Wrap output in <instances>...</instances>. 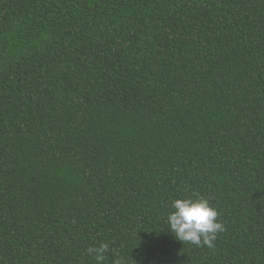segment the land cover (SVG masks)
Masks as SVG:
<instances>
[{"label":"trees","instance_id":"1","mask_svg":"<svg viewBox=\"0 0 264 264\" xmlns=\"http://www.w3.org/2000/svg\"><path fill=\"white\" fill-rule=\"evenodd\" d=\"M200 196L215 248L166 226ZM264 264V0H0V264Z\"/></svg>","mask_w":264,"mask_h":264},{"label":"clouds","instance_id":"2","mask_svg":"<svg viewBox=\"0 0 264 264\" xmlns=\"http://www.w3.org/2000/svg\"><path fill=\"white\" fill-rule=\"evenodd\" d=\"M171 211L166 217V226L174 238L182 243L215 248L218 233L225 230L224 224L218 220L219 212L208 199L200 196L175 198ZM89 256L94 257L97 264H103L109 245L102 242L99 246L86 249ZM114 264H126L124 258H117Z\"/></svg>","mask_w":264,"mask_h":264}]
</instances>
